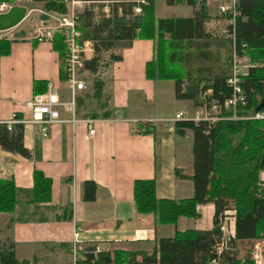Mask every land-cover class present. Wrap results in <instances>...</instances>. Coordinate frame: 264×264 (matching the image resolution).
Segmentation results:
<instances>
[{
	"label": "crops",
	"instance_id": "1",
	"mask_svg": "<svg viewBox=\"0 0 264 264\" xmlns=\"http://www.w3.org/2000/svg\"><path fill=\"white\" fill-rule=\"evenodd\" d=\"M161 1L159 8L153 0L155 19L192 15L193 8L186 4L167 5L165 0ZM223 1L227 0H205V29L209 34L221 22L217 7ZM12 29L3 38L9 42V52L0 56V123L7 121L11 113L18 117L28 115L24 103L35 95L33 85L39 91L51 84L60 96H67L66 85L60 78V59L51 43L37 42L34 36L12 33ZM204 42L211 55L227 53L228 43L222 39ZM190 50L196 51L194 46L187 49ZM110 53L119 59L98 72L106 109H99L94 100V105H90L93 109L89 110V98L85 95L84 100L78 99L80 104L75 108L79 121L53 125L46 138H41L34 127L22 126V145L30 158L0 148V180L11 181L17 189L13 211L0 213V245L11 244L19 262L71 264L69 247L76 229L81 231V251L97 244L101 252L149 254L158 239L171 238L184 230L212 228V204L196 205V218L179 217L174 225H159L152 215L135 212L131 195L134 180H153L156 199L178 201L192 196L191 182L174 175L175 170L184 175L191 173V133L168 132L162 123L180 112L193 116L189 111L192 101L175 99L174 85L166 88L171 81L144 78V64L154 55L153 41L135 39L121 46L118 43L113 50L103 53L102 59ZM92 55L89 53L88 59ZM225 68L213 76L226 73ZM171 98L169 111L163 103ZM179 101L189 103L186 111L175 107ZM105 110L107 117L103 116ZM84 119L92 121V136L80 122ZM34 171L51 181L49 202H31ZM263 173L264 170L259 174L262 184ZM84 181L95 184L93 201L81 199ZM225 219V230L233 237V218ZM238 245L236 242V249Z\"/></svg>",
	"mask_w": 264,
	"mask_h": 264
},
{
	"label": "trees",
	"instance_id": "2",
	"mask_svg": "<svg viewBox=\"0 0 264 264\" xmlns=\"http://www.w3.org/2000/svg\"><path fill=\"white\" fill-rule=\"evenodd\" d=\"M11 1V0H0ZM40 3L44 12L64 13L65 6L58 0H30ZM98 2L101 8L106 3L110 16L99 17L93 21L90 8H85L78 15L81 41L92 45V57L85 61L84 70L95 76L118 56L110 53L108 62L102 59L103 53L115 48L118 43L129 44L132 40H150L154 42V55L144 64L143 75L146 80L174 82L175 99L191 100L197 105V96L206 89L211 90V99L222 102L229 95L225 86L226 73L207 78L201 86V80H184L170 68L168 62H182L187 49L194 43L207 41L212 34L205 29L208 12L205 0H165L167 5L186 4L193 8L189 18L155 19L153 0H82ZM143 1L142 4L136 3ZM198 3V8L195 4ZM138 6L140 13L134 14ZM234 32L237 48L246 44L250 62L255 66L248 70L242 79L246 96L243 115L255 112L264 99V0H236ZM211 35V36H210ZM36 41V40H35ZM51 48L63 55V44L58 34L52 35ZM194 46V50H199ZM198 47V46H197ZM9 52V42L0 39V56ZM187 75V74H186ZM61 80L65 76L60 72ZM92 97L99 109H106L102 98L103 83L93 79ZM39 91L33 85V94ZM80 101L77 100V104ZM259 111L264 112V109ZM103 116H109L105 110ZM191 133L192 169L190 175L174 171V175L187 179L192 184V196L189 199L172 201L156 199L153 180H134L132 182V202L139 215H152L159 225H174L179 217L196 218V205L212 204V228L208 231L184 230L175 232L171 238L155 241L150 253L114 250L111 253L100 252L95 257L89 253L75 264H253L249 252L242 255L236 249V242L250 243L262 241L264 257V184L259 174L264 170V121L240 120L218 121L213 124L191 121L175 122L174 131L182 134ZM144 132H148L147 129ZM0 148L9 153L30 158L22 145V126L14 125L7 131L0 125ZM16 188L11 181L0 180V213L9 214L15 205ZM31 202L46 203L51 196V181L40 172L32 173ZM95 184L84 181L81 185V199L84 202L94 200ZM226 211H233V238L229 240L233 251L217 246L221 242L219 229ZM90 250V249H87ZM136 257L140 260L137 261ZM34 262V260H33ZM0 264H28L17 261L11 244L0 245Z\"/></svg>",
	"mask_w": 264,
	"mask_h": 264
},
{
	"label": "built area",
	"instance_id": "3",
	"mask_svg": "<svg viewBox=\"0 0 264 264\" xmlns=\"http://www.w3.org/2000/svg\"><path fill=\"white\" fill-rule=\"evenodd\" d=\"M65 6L64 13H45L46 19L40 22L38 32L34 35L37 42H51L52 35L58 34L63 44V55L60 57L61 72L65 76L63 82L66 85L67 96L62 97L57 89L51 84H47L45 91L40 94L33 95L30 100L24 103L28 110L27 116L18 117L16 113H11L7 121L1 122L7 131H10L14 125L32 126L36 133L41 138H46L49 135L50 128L55 124L74 123L79 120L75 118L76 108V94L84 91L86 85L80 76L86 72L84 70L85 61L89 60V53L92 52V45L89 41H81V32L79 30L78 15L85 8L92 7L98 2L82 1V0H58ZM136 3L142 4L143 1ZM236 0L223 1L217 8L218 15L221 19L220 29L216 33L227 41L229 48L228 56V71L225 78V86L229 91L228 97L222 102L211 99V90L206 89L200 92L197 96V105L193 116H188L182 112L175 114L172 118L162 120V123L168 132L174 131L175 122L191 121L193 124L198 122H205L213 124L218 121H240V120H263L264 112L257 111L247 115L241 114L246 106V96L242 87V79L247 75L248 70L255 65L250 62L246 51V44L240 43L238 48L235 40L234 19L238 15L235 11ZM103 15L102 17H109L110 12L106 3H102ZM75 6V7H73ZM12 5L7 3H0V14L6 13ZM81 9V11H79ZM92 11V9H91ZM134 14L140 13V8L136 6L133 9ZM6 32V31H4ZM1 33V32H0ZM62 114L68 115V118H63ZM87 127V133L92 136L94 130L92 129V121L88 119L80 120ZM225 217L230 216L232 220L234 212L226 211ZM225 217L221 220L220 231L226 235L221 237V242L217 246V253L221 249L233 251L229 244L232 236L227 234L225 226L227 221ZM226 222V223H225ZM229 222V221H228ZM232 222V221H231ZM80 229H76L73 233V240L70 243L69 255L71 264H75L83 259L86 253L96 256L101 252L100 247L95 244L90 250H82L78 247L80 243ZM253 264H264V258L261 251H258L254 246L252 254ZM208 264H215L214 261Z\"/></svg>",
	"mask_w": 264,
	"mask_h": 264
},
{
	"label": "rangeland",
	"instance_id": "4",
	"mask_svg": "<svg viewBox=\"0 0 264 264\" xmlns=\"http://www.w3.org/2000/svg\"><path fill=\"white\" fill-rule=\"evenodd\" d=\"M154 2L155 4L159 6V8L161 7L162 5L161 0H154ZM0 3H7L12 6H23L26 8L27 12H26L24 19L22 20L20 24H18L17 27H14L11 30V32L12 33L18 32L19 35L21 34V32L22 33L24 32L27 35H29V37L34 36L38 32V29L40 27V22L46 19L45 13L54 12V11L44 12L42 5L40 3H32L30 0L0 1ZM91 9L93 13V21H96L99 17H102V15L104 14L102 7L100 8L99 4H93ZM79 11H81V9H79ZM219 29H220V25L218 24L212 32L213 36L210 37L212 40L218 41L219 39H222L220 37H217L218 34L216 35ZM11 32L9 31V33ZM7 34L8 32H1L0 39L5 38ZM224 41L227 42L226 40ZM204 43L205 42L203 41L194 43L193 46L197 45L199 50L195 52H191V50L188 51V53L190 54L188 55L185 54L184 60L182 62L180 63L177 61L176 62L172 61L170 63L168 62V65L170 68L174 69L177 72V74L180 75L183 79L185 78L184 83L187 82L186 78H190V80L194 82L196 80H199V81L201 80L200 85L202 86L204 84V81L207 78L212 77L213 74H216L219 71L226 69L225 66H227V71H228L229 48H227V53H224V55L221 52L219 55H211L209 52H207V48L205 47ZM122 44L124 43H119V46H121ZM210 48H212V46ZM105 55L106 54H104L105 59L103 61L108 62V57L106 58ZM224 59H226L225 64H224ZM100 72H103V70ZM99 75L100 73L93 76L87 72H84L80 76V78L84 81L86 85V89L76 94V103L78 99L84 100V96L87 95L89 98L87 102L89 110L94 105V99L92 97L93 89L91 87V83L93 79H99ZM226 75H227V72H226ZM173 85H174L173 81H171V83H168V84L166 83V88L168 89V87H171V86L173 87ZM171 102H173L172 98L167 100L166 103H163V104H166L165 105V107L167 108L166 110L171 111L172 108L169 109ZM188 104H189L188 102L179 101L175 104V107H178V109H180L181 111H186ZM195 107L196 105L192 102L189 107L190 113H194ZM261 177H264V173L261 175ZM254 246H256L258 251H261L263 247V243H261L260 241H257V242L253 241L250 243H241L238 245V249L240 253H242V255L245 253V251H247L249 252L250 257H252V254L254 252Z\"/></svg>",
	"mask_w": 264,
	"mask_h": 264
},
{
	"label": "water",
	"instance_id": "5",
	"mask_svg": "<svg viewBox=\"0 0 264 264\" xmlns=\"http://www.w3.org/2000/svg\"><path fill=\"white\" fill-rule=\"evenodd\" d=\"M26 12V8L23 6H12L6 13L0 14V32L17 26L24 19ZM261 109H264V99L255 109V112Z\"/></svg>",
	"mask_w": 264,
	"mask_h": 264
}]
</instances>
